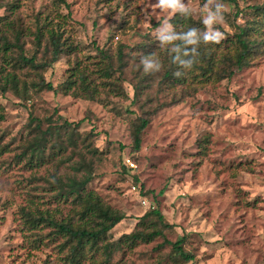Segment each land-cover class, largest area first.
I'll list each match as a JSON object with an SVG mask.
<instances>
[{"label": "rangeland", "instance_id": "1", "mask_svg": "<svg viewBox=\"0 0 264 264\" xmlns=\"http://www.w3.org/2000/svg\"><path fill=\"white\" fill-rule=\"evenodd\" d=\"M250 6L262 8L264 0H0V34L16 44L1 76L13 70L17 93L25 95L0 94V137L7 145L0 155V264H58L59 237L41 225L22 230V209L76 223L81 206L60 194L68 177L80 180L88 168L86 190L103 208L125 215L105 242L138 229L154 208L172 225L163 238L122 245L109 264H264V27L255 31L262 20ZM178 10L200 21L207 42H221L231 54L225 48L234 33L251 25L249 62L219 80L183 63L164 76L171 63L166 50L177 39L168 21ZM49 29L64 43L56 61L42 69L15 64L19 51L37 62L49 59ZM108 61L110 85L103 89L98 68ZM79 73L96 86L91 100L79 82L67 93L31 85L44 80L61 88ZM136 81L147 88L134 98ZM141 116L150 122L135 152L132 123ZM30 118L42 129L66 121L76 145L62 154L48 146L43 163L29 167L19 156L34 135H27L37 123ZM79 154L88 167L76 173ZM29 233L38 234V249H31ZM180 237L193 256L189 263L164 243ZM98 257L103 261L101 252Z\"/></svg>", "mask_w": 264, "mask_h": 264}, {"label": "trees", "instance_id": "2", "mask_svg": "<svg viewBox=\"0 0 264 264\" xmlns=\"http://www.w3.org/2000/svg\"><path fill=\"white\" fill-rule=\"evenodd\" d=\"M226 2L234 3V0H223ZM64 3V0H61ZM260 6H250V11L257 10L260 12L261 23H257L255 31H260L264 27V7ZM5 20L4 17L0 18ZM171 26V32L176 36V40L173 43L174 48L172 51L166 50L170 58V67H168L164 73V76L174 75L173 68L178 67L179 64L183 63L195 70H198L202 78L209 80L211 77L219 80L225 77H230L235 70H240L243 68L244 64L249 62V58L252 56V46L251 42L247 39L250 32L254 31L250 25L247 28H240L239 32H235L232 39L230 40L229 46L225 49H231L233 54L230 52H223L220 48V43L216 40L207 42L202 35V25L198 23L200 21L194 20L186 10H178L172 15L168 21ZM49 37L48 45L45 47V54L47 53L50 57L49 59H44L42 62H37L34 56L26 57L21 51L15 60V64L20 67L22 65L29 66L33 69H42L47 66L48 63H53L56 61L57 57L63 51L64 43L60 40V35H57L54 29H49L47 32ZM14 38L17 40L18 36L15 32ZM0 61L2 59L4 63L0 64V94L11 91L12 93L18 95L21 99H25V95L22 97L18 92L17 81L18 78L13 70L7 71L5 75L1 76V73L5 70V65L10 66V61L12 56L8 55V51L16 47V44H11L7 38L0 34ZM209 46L206 47V46ZM213 46V47H211ZM119 61L118 63L122 66L120 61V56L122 55L121 49H118ZM101 58L109 60V55L102 52ZM181 58L177 59V57ZM183 61V62H181ZM248 61V62H247ZM102 63V62H100ZM98 72L103 73L105 80L99 82V87H104L105 85H110V82L106 83L110 79L111 64L108 61V68H98ZM118 71H121L118 69ZM67 78L61 88H55L50 83H44L41 80L38 83H32V87L40 90L52 91L54 93L60 91L67 93L74 89L76 83L79 82L81 85V90L86 93L87 99H93L96 95V86H91L90 80L83 73L76 75V78ZM175 78V77H174ZM124 81V80H122ZM144 81H136L130 84L134 90V98L138 97L140 90L146 91L147 84L144 85ZM119 89L122 91L121 86ZM140 89V90H139ZM90 90V91H89ZM89 91V92H88ZM27 91H25V94ZM109 94L112 93V88ZM148 105V103L146 104ZM1 117V116H0ZM31 123H36L33 129L28 131L27 135L31 136L34 134L26 143L24 150L20 153L19 159L26 158L25 164L29 167H34L41 165L44 159H46L45 151L49 146V149L56 150L57 154H62L66 151L67 147H74L78 141V135L74 137V129H70V125L63 121L61 124H55V126H48L46 129L41 128L40 120L36 118H30ZM149 120L146 116H141L135 119L132 123L131 129V141L132 149L137 152L140 144L142 133L144 129L148 126ZM57 125V126H56ZM74 137V138H73ZM54 138V140H53ZM206 140L202 142L204 144ZM7 145L2 144V138L0 137V155L6 152ZM203 147V145H200ZM76 149V148H75ZM202 153V151L200 152ZM49 156V155H48ZM80 162L74 167V171L77 173L79 170H83L85 167V159L81 154L78 155ZM81 176L80 180L75 178H67L65 190L61 192L62 197L72 196L78 205L81 206V214H79L78 221L72 223L69 220L61 219L57 220L52 218V216L44 213L33 214L22 209V216L25 219L22 224V230L28 227H35L39 229V225L43 227L52 228L51 235L59 237L61 243L57 244V250L63 252L62 255L58 257V264H109L111 260L112 253L122 249V245L128 248H133L139 244H147L157 237L163 238V231L172 228V225L168 224L164 216L157 209H151L146 211L141 218L138 220L137 225L139 228L135 227L133 231L128 234H123L116 240L112 242L106 241V234L116 226L120 221L125 218L122 212L116 210H111L109 208H103L98 204V198L93 196L92 192L86 190V185L91 179V171L88 168ZM136 180V179H135ZM60 185L62 181L58 180ZM137 182V180H136ZM23 222V221H22ZM31 236V234H26L28 238V243H30L31 249H38L40 240L38 238ZM185 239L178 238L174 242H168L164 240L165 244H169L172 247V251L175 256L184 262H191L193 256L183 250V243ZM127 247H125L127 249ZM59 251L57 252L59 254ZM99 252L104 255L103 261L100 262ZM56 253V255H57Z\"/></svg>", "mask_w": 264, "mask_h": 264}]
</instances>
